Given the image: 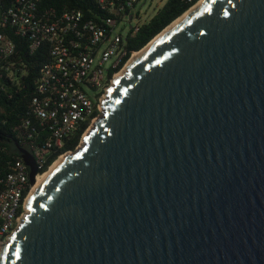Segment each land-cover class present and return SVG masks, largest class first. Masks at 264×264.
<instances>
[{"label": "water", "instance_id": "1", "mask_svg": "<svg viewBox=\"0 0 264 264\" xmlns=\"http://www.w3.org/2000/svg\"><path fill=\"white\" fill-rule=\"evenodd\" d=\"M128 67L37 184L17 145L0 264H264V0H204Z\"/></svg>", "mask_w": 264, "mask_h": 264}, {"label": "built area", "instance_id": "2", "mask_svg": "<svg viewBox=\"0 0 264 264\" xmlns=\"http://www.w3.org/2000/svg\"><path fill=\"white\" fill-rule=\"evenodd\" d=\"M139 1L94 0L93 6L81 9L58 8L45 0H12L0 20L2 58L16 50L7 30L29 38L31 52L47 44L50 54L36 80L30 114L12 127L8 142H0L1 245L29 210L25 199L34 187L30 166L17 145L33 155L36 182L72 151L61 152L65 140L85 124L82 136L86 134L102 115L117 73L136 51L131 39L147 23L136 9Z\"/></svg>", "mask_w": 264, "mask_h": 264}, {"label": "trees", "instance_id": "3", "mask_svg": "<svg viewBox=\"0 0 264 264\" xmlns=\"http://www.w3.org/2000/svg\"><path fill=\"white\" fill-rule=\"evenodd\" d=\"M198 0H168L149 22L144 24L131 39L130 46L142 49L164 28L191 8ZM46 4L59 7L71 6L86 9L94 0H45ZM12 0H0V20ZM16 43L15 53L9 58L0 56V142H8L12 127L25 119L31 111V101L36 93V80L45 62L50 58L47 44L34 52L29 49V38L7 30ZM86 124L65 140L62 151L74 150L80 143ZM57 154L48 161L51 164Z\"/></svg>", "mask_w": 264, "mask_h": 264}, {"label": "bare ground", "instance_id": "4", "mask_svg": "<svg viewBox=\"0 0 264 264\" xmlns=\"http://www.w3.org/2000/svg\"><path fill=\"white\" fill-rule=\"evenodd\" d=\"M204 0H198L191 8H189V10L188 11H186L182 16H180L179 18H177L174 22H172L171 24H169L166 28H164L159 34H157L152 40H150V42L147 44V45H145L142 49H140V50H136L135 52H134V54L131 56V58L129 59V61L127 62V64L124 66V68H122V70H120L118 73H117V75H116V77H115V79L118 77V76H120L121 74H126V72H127V70H128V66L133 62V61H135L142 53H144L155 41H157L160 37H161V35L162 34H164V33H166V32H168L175 24H177L180 20H182V18H184L186 15H188L195 7H197V9L199 8V6L202 4V2H203ZM87 133V132H86ZM70 153V152H69ZM66 154H68V153H66ZM66 154H63V155H66ZM62 155V156H63ZM61 156V157H62ZM60 158V157H59ZM58 160V159H57ZM56 160V161H57ZM55 161V162H56ZM55 162L51 165V166H53L54 164H55ZM47 172V171H46ZM45 172V173H46ZM44 173V174H45ZM43 174V175H44ZM43 175L42 176H40L39 177V179L37 180V182H36V184L39 182V180L43 177ZM36 184L34 185V187H33V189L35 188V186H36ZM33 189H32V191H33ZM29 211V210H28Z\"/></svg>", "mask_w": 264, "mask_h": 264}, {"label": "rangeland", "instance_id": "5", "mask_svg": "<svg viewBox=\"0 0 264 264\" xmlns=\"http://www.w3.org/2000/svg\"><path fill=\"white\" fill-rule=\"evenodd\" d=\"M168 0H141L137 4L136 9L140 11L141 21L148 22L151 20L165 5ZM83 137V136H82ZM82 144V138L78 146ZM77 146V147H78Z\"/></svg>", "mask_w": 264, "mask_h": 264}]
</instances>
